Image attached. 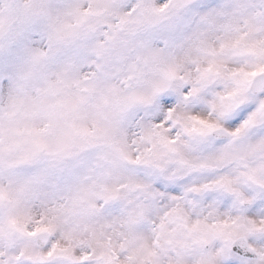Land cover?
<instances>
[{
  "label": "snow or ice",
  "instance_id": "1",
  "mask_svg": "<svg viewBox=\"0 0 264 264\" xmlns=\"http://www.w3.org/2000/svg\"><path fill=\"white\" fill-rule=\"evenodd\" d=\"M0 264H264V0H0Z\"/></svg>",
  "mask_w": 264,
  "mask_h": 264
}]
</instances>
